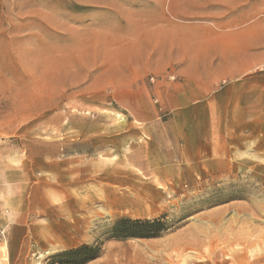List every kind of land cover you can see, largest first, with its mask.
<instances>
[{"label":"rangeland","instance_id":"rangeland-1","mask_svg":"<svg viewBox=\"0 0 264 264\" xmlns=\"http://www.w3.org/2000/svg\"><path fill=\"white\" fill-rule=\"evenodd\" d=\"M94 1L0 0V264H73L84 257L60 253L81 245L100 248L82 264H264V167L244 147L234 166L187 172L161 88L134 108L69 90L56 105V53ZM227 122L214 120L216 147ZM120 218L165 230L116 237Z\"/></svg>","mask_w":264,"mask_h":264},{"label":"crops","instance_id":"crops-1","mask_svg":"<svg viewBox=\"0 0 264 264\" xmlns=\"http://www.w3.org/2000/svg\"><path fill=\"white\" fill-rule=\"evenodd\" d=\"M82 10L68 52L56 53V105L69 90L88 104L134 108L161 88L182 120L170 135L187 172L234 166L237 146L246 166L264 167V0H96ZM168 69L178 82L150 86L148 75ZM216 119L229 127L218 147ZM4 189L0 182V215L11 201Z\"/></svg>","mask_w":264,"mask_h":264},{"label":"trees","instance_id":"trees-1","mask_svg":"<svg viewBox=\"0 0 264 264\" xmlns=\"http://www.w3.org/2000/svg\"><path fill=\"white\" fill-rule=\"evenodd\" d=\"M162 218L154 219H129L120 218L113 226V235L116 237H153L158 236L165 230ZM100 248L98 246L81 245L76 248L62 251L60 255L73 258L84 257L82 260H73V264H82L98 256Z\"/></svg>","mask_w":264,"mask_h":264},{"label":"built area","instance_id":"built-area-1","mask_svg":"<svg viewBox=\"0 0 264 264\" xmlns=\"http://www.w3.org/2000/svg\"><path fill=\"white\" fill-rule=\"evenodd\" d=\"M146 79H147V82L150 84V86H155L159 82H161V83L175 82L178 80V76L173 69H168L160 75L150 74L147 76ZM151 98H152L154 103H157L159 101L158 96L155 93H152ZM2 233L3 232L0 231V234H2Z\"/></svg>","mask_w":264,"mask_h":264}]
</instances>
